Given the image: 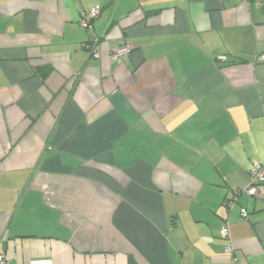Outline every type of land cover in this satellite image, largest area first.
<instances>
[{
	"label": "crops",
	"instance_id": "obj_1",
	"mask_svg": "<svg viewBox=\"0 0 264 264\" xmlns=\"http://www.w3.org/2000/svg\"><path fill=\"white\" fill-rule=\"evenodd\" d=\"M263 55L264 0H0V255L264 264Z\"/></svg>",
	"mask_w": 264,
	"mask_h": 264
},
{
	"label": "built area",
	"instance_id": "obj_2",
	"mask_svg": "<svg viewBox=\"0 0 264 264\" xmlns=\"http://www.w3.org/2000/svg\"><path fill=\"white\" fill-rule=\"evenodd\" d=\"M100 12L99 6H94L90 11L83 13L80 16V25L83 28H89L91 25V22L98 17V14ZM97 43L98 38L96 37L92 42L86 44V49L90 52L91 57L93 58H99V52L97 49ZM129 48L125 43H121L116 45L113 50L111 51L110 58L112 61L122 60L125 59L128 56ZM264 55L258 57V60H263ZM217 60L226 62L227 57L225 55H220L217 57ZM264 184V164L260 163H253L251 172H250V182L248 186L245 189L236 191V196H239L241 194H245L250 197H260L263 194L262 185ZM236 200L235 197L232 198L228 202V206L233 204V202ZM240 216L242 218H247L248 213L245 209L240 210ZM219 236L223 239L228 238V229L226 226H224L219 231ZM226 253L232 252V247L227 246L226 247ZM235 260V258H234ZM0 264H10L9 261L5 258V256L0 255ZM28 264H53L52 260L50 259H38V260H31Z\"/></svg>",
	"mask_w": 264,
	"mask_h": 264
},
{
	"label": "trees",
	"instance_id": "obj_3",
	"mask_svg": "<svg viewBox=\"0 0 264 264\" xmlns=\"http://www.w3.org/2000/svg\"><path fill=\"white\" fill-rule=\"evenodd\" d=\"M234 194H236V192H235ZM233 197H234V195L231 196V198L226 196V198H225L224 201H223V204H224L225 206H228V202H229L230 200H232ZM255 198H256V197H255ZM258 198H259V197H258ZM256 199H257V198H256Z\"/></svg>",
	"mask_w": 264,
	"mask_h": 264
}]
</instances>
